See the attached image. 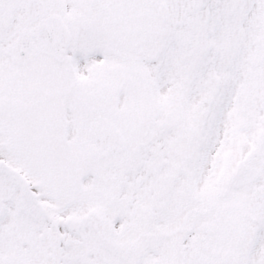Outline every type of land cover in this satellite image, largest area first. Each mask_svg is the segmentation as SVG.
Returning <instances> with one entry per match:
<instances>
[{
    "label": "snow or ice",
    "instance_id": "obj_1",
    "mask_svg": "<svg viewBox=\"0 0 264 264\" xmlns=\"http://www.w3.org/2000/svg\"><path fill=\"white\" fill-rule=\"evenodd\" d=\"M0 264H264V0H0Z\"/></svg>",
    "mask_w": 264,
    "mask_h": 264
}]
</instances>
